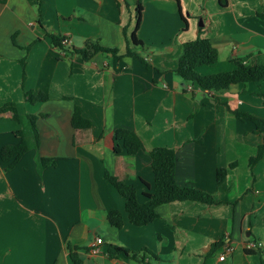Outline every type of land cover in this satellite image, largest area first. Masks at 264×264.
I'll return each instance as SVG.
<instances>
[{
    "label": "crops",
    "instance_id": "obj_1",
    "mask_svg": "<svg viewBox=\"0 0 264 264\" xmlns=\"http://www.w3.org/2000/svg\"><path fill=\"white\" fill-rule=\"evenodd\" d=\"M67 31L71 45H54L50 35ZM133 32L143 45H133ZM199 35L219 56L201 74L232 70L234 59L264 63V0L0 2V264H76L71 252L80 264H143L109 257V244L147 248L159 264H261L264 247L247 251L246 244L264 246V79L219 93L186 83L175 68L184 42ZM87 41L117 52L84 59L74 49ZM30 91L49 99L31 104ZM10 103L35 114L39 131L38 148L15 163L1 157L22 139L13 111L2 110ZM75 106L89 129L73 127ZM118 128L141 139L135 156L114 150ZM160 146L176 150L177 183L211 192L217 203L174 200L157 206L154 221L134 225L106 171L133 183L143 200L154 181L149 153ZM37 156L55 162L40 169ZM218 168L226 169L221 183ZM111 209L122 212L121 228L110 224ZM97 237L104 244L95 255Z\"/></svg>",
    "mask_w": 264,
    "mask_h": 264
},
{
    "label": "trees",
    "instance_id": "obj_2",
    "mask_svg": "<svg viewBox=\"0 0 264 264\" xmlns=\"http://www.w3.org/2000/svg\"><path fill=\"white\" fill-rule=\"evenodd\" d=\"M43 0H38V5ZM1 3L6 0H0ZM141 5L137 6L136 13V28L139 27L141 21ZM38 23L43 26L41 18ZM51 39L54 45L64 47L61 44L62 37L51 34ZM132 42L134 46L143 45L137 39L135 32L132 34ZM81 54L84 59H90L100 51H107L116 53V48H108L94 41H87L84 47L74 49ZM128 54H134L131 47L127 50ZM218 50L211 44L207 37L199 35L193 40L184 42L183 53L181 54L175 72L186 82H196L204 90L213 93H219L226 90L231 84L258 82L264 79V63L262 64H248L241 59H234L235 68L232 70L201 74L198 68L201 66H210L218 62ZM26 100L31 104L49 99V95L39 91L34 93L32 91L25 93ZM10 109L13 111L14 119L21 125V141L17 145H6L1 150V157L5 160L15 156V163L18 158L24 154L29 148L39 146V131L36 126V115L32 113L20 114L13 103H10L2 108V110ZM239 119H249L254 121L257 125L260 119L247 112H242L239 109L232 110ZM72 125L76 129H89L91 122L85 118L80 106H75L72 115ZM114 150L120 152L122 146L131 156H135L142 148L143 143L139 136L128 128H118L114 135ZM122 144V145H121ZM263 145L260 146L258 155L252 159L257 160L262 154ZM151 167L153 170V188L151 192L143 193V200L138 195L136 186L133 183L125 182L117 176L106 171V177L116 187L118 192L125 200V211L130 223L134 225H145L154 221L157 217L156 208L160 204L168 203L174 200H195L208 204L217 203L215 195L211 192L202 190L193 185L181 186L176 180V150L171 147H155L150 151ZM55 162L52 158L37 156V163L40 169L53 164ZM226 174L225 168H218L217 182L221 183ZM146 186L149 184L143 181ZM108 220L111 225L121 228L124 225V216L118 209H111L108 212ZM73 248H71L72 250ZM247 251L252 249L246 248ZM260 250V249H259ZM109 257L124 256L143 264H159L158 257L147 248L138 251L116 244H109L107 249ZM71 256L76 264H80L81 260L76 258L75 254L71 252ZM149 258V259H148ZM149 262V263H148ZM261 264H264V258L261 259Z\"/></svg>",
    "mask_w": 264,
    "mask_h": 264
},
{
    "label": "built area",
    "instance_id": "obj_3",
    "mask_svg": "<svg viewBox=\"0 0 264 264\" xmlns=\"http://www.w3.org/2000/svg\"><path fill=\"white\" fill-rule=\"evenodd\" d=\"M70 36H71V32L67 31L61 39V44L64 47H69L71 45V40H70ZM104 244V240L101 237H97V239L95 240V242L93 244H91L89 252L91 254H98L101 251V246ZM264 246L257 242V241H250L246 244V248L248 249H261ZM220 258H224V255H221ZM163 264H168V263H163Z\"/></svg>",
    "mask_w": 264,
    "mask_h": 264
},
{
    "label": "water",
    "instance_id": "obj_4",
    "mask_svg": "<svg viewBox=\"0 0 264 264\" xmlns=\"http://www.w3.org/2000/svg\"><path fill=\"white\" fill-rule=\"evenodd\" d=\"M200 23L203 24V23H202V19H200Z\"/></svg>",
    "mask_w": 264,
    "mask_h": 264
}]
</instances>
